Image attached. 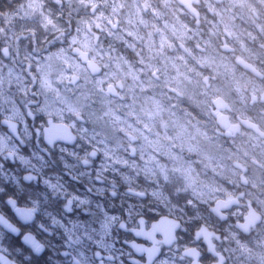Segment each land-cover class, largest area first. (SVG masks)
<instances>
[{"label":"rangeland","instance_id":"374dc122","mask_svg":"<svg viewBox=\"0 0 264 264\" xmlns=\"http://www.w3.org/2000/svg\"><path fill=\"white\" fill-rule=\"evenodd\" d=\"M74 47L102 72L93 75ZM119 81L124 88L109 94ZM77 95L86 102L76 103ZM218 97L233 124L248 119L264 130V0H196L190 9L176 0H0V113L19 117L22 98L42 117L70 125L82 156L91 149L102 156L101 172L113 177L128 218L134 200L197 218L241 190L263 222L259 238L238 247L240 264H264V140L245 128L221 130ZM18 147L0 129V156L13 152L20 167L41 171L48 191L45 160L34 166ZM12 172L0 160V188L25 190ZM24 196L39 211L29 227L42 228L45 260L60 248L80 264H92L97 250L121 255L107 230L66 227L48 210L47 195ZM53 223L64 230L55 234ZM19 239L0 227V264H43Z\"/></svg>","mask_w":264,"mask_h":264},{"label":"flooded vegetation","instance_id":"af4514ba","mask_svg":"<svg viewBox=\"0 0 264 264\" xmlns=\"http://www.w3.org/2000/svg\"><path fill=\"white\" fill-rule=\"evenodd\" d=\"M28 99L31 101L30 96ZM23 100L18 99V105H21L19 117L0 113V129L11 136L19 146L18 153L26 154L34 166L41 165V157L45 160L50 188L47 191L43 184L45 177L41 171L31 167L23 169L14 153L5 151L0 160L9 172L13 171L12 174L19 172L25 190L0 188V213L17 227V231L9 233L0 227L8 235L19 237L23 246L34 251L32 260L43 264H80L62 252V248L57 255L50 257L51 261L44 259L47 247L41 240L42 228L32 230L29 227L39 215L38 208L23 202L24 195L30 192L38 200L47 195L48 210L59 216L66 227L76 224L78 229L90 228L100 232L102 228L110 232L111 241L121 255L97 250L92 264H240L238 247L252 244L259 238L257 228L263 222V215L256 205L246 201V197L240 194L241 190L213 201L207 212L197 218L186 220L181 209H159L151 202L140 203L137 200L133 202L132 217L128 218V204L124 202L121 207V197L115 192L117 185L113 183V177L106 179L101 172L103 158L100 153L91 149L89 156H82L86 150L77 145L79 138L71 127L76 136L73 144H69L65 137L52 136L53 125L62 121L42 117L35 111L37 104H25ZM229 132L235 133L233 130ZM35 152L37 157L33 158L32 153ZM74 153L77 154L76 159ZM3 182L1 180L0 185ZM136 196L144 199L146 194L132 192V198ZM221 200L224 203L220 204ZM229 202L231 206L227 210L220 208L218 214L215 213L214 208L218 204L225 206ZM21 208L34 213L35 218L30 224L19 220L16 210ZM251 209L262 216V221L254 226L247 221ZM106 218L111 226L101 225ZM52 227L55 234L64 230L56 223ZM27 234L34 236V244L25 241ZM50 242L60 244L58 237H53ZM40 246L43 249L38 251ZM25 262L29 264L31 261Z\"/></svg>","mask_w":264,"mask_h":264},{"label":"water","instance_id":"95a60500","mask_svg":"<svg viewBox=\"0 0 264 264\" xmlns=\"http://www.w3.org/2000/svg\"><path fill=\"white\" fill-rule=\"evenodd\" d=\"M179 5L186 7L190 9L192 5L195 3L196 0H176ZM116 28V27H115ZM72 53L76 55L82 63L86 64L87 68L90 70V72L93 75H98L102 72V67L97 64L93 59L90 58L89 53L86 51H83L79 47H74L72 49ZM238 65L248 71L251 72L256 77H260L261 73L256 69V67L244 59H238L237 61ZM78 81V78L76 76L73 77V83H76ZM117 88V89H116ZM116 88L112 85L108 86V93L116 96L118 94V90H122L124 88V85L121 81L116 83ZM213 106L220 111V113L217 116L216 123L220 127L221 130L225 131H231L233 130L235 133L240 131L242 128H245L247 130L253 131L256 135H258L260 138L264 139V131L259 127V125L255 122H252L248 119H242L239 124L235 125L231 122L230 117L228 114L224 112V110L228 107V103L221 97H218L213 100ZM52 125V124H51ZM53 131L50 133L52 136L55 137H65L69 144H73L76 136L72 133V130L69 125L65 123H55L53 125ZM48 140V135H47ZM131 155H134V149L131 148ZM258 163V162H257ZM259 164V163H258ZM29 176V175H28ZM247 182L244 181V184ZM219 203H224L223 200L219 201ZM231 206L230 202L229 204L225 206H220L219 204L214 208L215 213L218 214V210L224 209L227 210ZM16 213L18 215L19 220L23 224H30L34 218L35 215L30 209H17ZM247 221L249 222L250 226H254L259 224L262 221V216L254 209H251L249 216L247 217ZM0 226L6 230L9 233H15L17 231V227L13 224L7 221V219L0 213ZM25 241L34 244V236L32 234H27L25 236ZM43 249V246H40L38 248V251Z\"/></svg>","mask_w":264,"mask_h":264},{"label":"bare ground","instance_id":"6f19581e","mask_svg":"<svg viewBox=\"0 0 264 264\" xmlns=\"http://www.w3.org/2000/svg\"><path fill=\"white\" fill-rule=\"evenodd\" d=\"M86 96L85 95H77L74 97V101L76 103H83V102H86Z\"/></svg>","mask_w":264,"mask_h":264}]
</instances>
